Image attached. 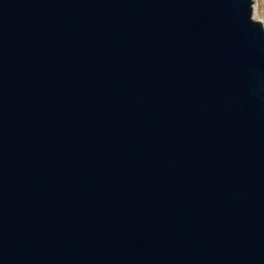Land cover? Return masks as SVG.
I'll return each instance as SVG.
<instances>
[{
  "label": "water",
  "instance_id": "95a60500",
  "mask_svg": "<svg viewBox=\"0 0 264 264\" xmlns=\"http://www.w3.org/2000/svg\"><path fill=\"white\" fill-rule=\"evenodd\" d=\"M255 0H0V264H264Z\"/></svg>",
  "mask_w": 264,
  "mask_h": 264
},
{
  "label": "rangeland",
  "instance_id": "374dc122",
  "mask_svg": "<svg viewBox=\"0 0 264 264\" xmlns=\"http://www.w3.org/2000/svg\"><path fill=\"white\" fill-rule=\"evenodd\" d=\"M254 18L264 24V0H255Z\"/></svg>",
  "mask_w": 264,
  "mask_h": 264
}]
</instances>
